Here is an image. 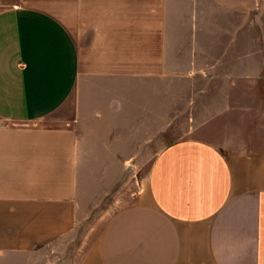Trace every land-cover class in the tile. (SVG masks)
Here are the masks:
<instances>
[{
  "label": "crops",
  "instance_id": "0c3cea01",
  "mask_svg": "<svg viewBox=\"0 0 264 264\" xmlns=\"http://www.w3.org/2000/svg\"><path fill=\"white\" fill-rule=\"evenodd\" d=\"M170 76L221 92L208 121L253 125L233 151L167 145L58 258L137 140L167 131ZM0 264H264V0H0Z\"/></svg>",
  "mask_w": 264,
  "mask_h": 264
},
{
  "label": "rangeland",
  "instance_id": "374dc122",
  "mask_svg": "<svg viewBox=\"0 0 264 264\" xmlns=\"http://www.w3.org/2000/svg\"><path fill=\"white\" fill-rule=\"evenodd\" d=\"M241 93H234L237 103L241 102ZM222 94L218 90L210 92L204 81L193 82L189 78L170 76L168 82V129L155 131L154 137L138 139L136 153L130 158L127 171L117 185L101 202L89 203L86 215L81 219L79 229L73 236L59 241L57 257L66 254L81 253V245L91 242L99 234L108 217L118 207L128 203V194L141 190V182L149 174L152 163L158 154L169 144L183 138L198 137L224 144L230 151L240 143L242 127L253 125L241 123V116L254 117L256 113L240 112L237 108L229 112L217 114L210 121L212 112L222 109L219 104ZM256 103L250 99L249 103ZM115 195L119 198H115Z\"/></svg>",
  "mask_w": 264,
  "mask_h": 264
}]
</instances>
